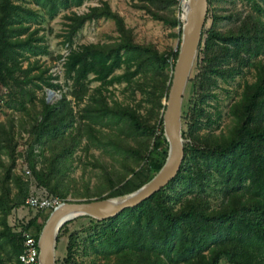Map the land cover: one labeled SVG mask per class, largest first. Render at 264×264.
I'll use <instances>...</instances> for the list:
<instances>
[{
  "label": "trees",
  "instance_id": "obj_1",
  "mask_svg": "<svg viewBox=\"0 0 264 264\" xmlns=\"http://www.w3.org/2000/svg\"><path fill=\"white\" fill-rule=\"evenodd\" d=\"M84 1L31 0L50 19L68 12L63 15V42L68 44L86 21L104 18L113 24L114 34L108 40L80 44L63 57L55 56L62 57L70 88L47 103L37 99V91L59 85L51 81L56 76L48 73V66L35 59L49 54L42 36L32 28L41 15L24 3L0 0V108L10 111L0 120V264H20L23 231H14L6 222L28 194L29 178L15 171L19 157L34 186L60 201L130 192L146 182L165 158L162 100L178 43L160 51L152 42H138L132 28L106 1L80 14L72 10ZM241 1L256 12H236L233 24L218 30L212 27L215 20L230 15L214 13L212 0H207L211 25L202 27L195 72L187 80L197 102L180 112L183 157L176 174L149 197L114 216L75 217H88L93 223L91 233L81 240L85 257L78 264H264V19L256 0ZM177 3L136 0L132 6L154 21L177 27L173 35L179 39ZM242 68L250 70L253 78L242 83L238 98L228 105L231 125L217 133L201 132L202 117L206 124L213 121L200 104L212 96L216 77H231ZM91 82L96 84L90 87ZM121 83L131 96L143 97L129 103L113 99L109 89ZM21 131L27 140L19 148ZM98 145L120 155L119 169L95 160L102 185L72 196L66 177L74 151ZM211 178L218 197L215 205L205 193ZM34 220L23 230L32 227L37 242L42 224ZM78 239L77 232L68 234L65 262H72Z\"/></svg>",
  "mask_w": 264,
  "mask_h": 264
},
{
  "label": "rangeland",
  "instance_id": "obj_2",
  "mask_svg": "<svg viewBox=\"0 0 264 264\" xmlns=\"http://www.w3.org/2000/svg\"><path fill=\"white\" fill-rule=\"evenodd\" d=\"M12 1L24 3L26 6L35 9L41 15L39 22L32 25V28H36L37 35L42 36L43 43L47 45L49 54L38 56L35 59H37L39 64L48 66V73L56 76V78L51 81L57 83L59 87L50 88L42 86V89L37 91L36 96L37 99L43 98L45 102L52 103L60 97V92L70 88V81L65 79L62 72V57L66 55L70 48H76L80 44L108 40V35L114 34L113 24L110 20L104 18L86 21L72 37L71 43L68 44L63 42V35L66 29L63 15L67 14V11H60L55 17L50 19L43 10L34 5L31 0ZM102 1H106L112 10L118 12L124 18L125 24L132 28L136 41L152 42L160 51L172 49L178 43V38L173 35V33L177 31V27L170 28L161 22L150 19L142 10L132 6L136 0H86L79 7L73 8L72 10L75 13L80 14L85 12L89 6L97 5ZM180 2L181 0H178L177 7L174 11L177 18L181 13ZM256 3L261 7L262 10L260 12V17L261 19H264V0H256ZM212 10L216 14L230 15V18L221 17L215 20L212 27L218 30H224L230 27L233 24L234 14L236 12H256L249 4L241 0H212ZM203 25V28L205 29L211 25L209 13L206 14V19ZM57 54L62 57L60 59H54ZM29 60H33V58L31 57ZM117 72H119V70H117ZM194 72L195 66L193 61L189 77H192ZM252 78V72L245 68H242L241 71L228 78L223 79L216 77L213 85L210 87V93L212 96L207 98L202 105L200 104L204 111L210 113V119L213 121L206 124L204 117H202L201 132L213 130L217 133L218 130H226V128L231 125L232 120L227 115L228 105L231 101L238 98L242 83L244 81L250 82ZM90 84V87H93L96 83L91 82ZM109 92H111V97H113V99L120 102L129 103L143 97L138 93L131 96L129 91L124 89L123 83L114 84L109 89ZM196 102L197 97L192 88V83L188 81L182 95L181 110L185 111L188 108H191L193 103ZM36 105H38V101L36 102ZM75 109L76 107L74 106V110ZM8 112L10 113V111L2 106L0 108V120H4ZM17 115L18 114H16V116ZM216 115H218V117ZM216 123H219V128L215 127ZM181 128L183 129L182 125ZM20 133L21 138L19 139V148L24 147V141L27 140L26 134L23 131ZM80 146L73 153V161L70 167L71 170L67 172L66 177V180L71 187L72 196H82L84 192H92L99 187V185H102L103 179L100 170L93 165L95 160H98L99 162L113 163L115 169H119L120 167L117 163L120 155L111 152L107 146H91L87 151L81 149ZM15 171L20 173L23 177L29 178L28 194L26 197H51L50 195H46L43 190L34 186V182L21 157L17 159ZM214 182V178H211L205 192L212 205H215L218 202ZM68 199L79 200L67 197V200ZM82 199L84 198H81L80 200ZM49 212L50 209L41 210L30 208L24 202L23 206L14 208L10 211L6 218V222L14 231H23V233L33 235V228L30 227L23 230V225L33 218L35 219L34 224H43L44 219ZM92 225L93 223L88 217H81L71 219L69 223L59 229L56 236L58 239L55 243L54 264H78L79 260L85 257L81 254V240L91 233ZM72 232H77L79 239L77 241V248L73 255L72 262L69 263L64 261L66 254L65 246L67 236ZM220 264L227 263L221 261Z\"/></svg>",
  "mask_w": 264,
  "mask_h": 264
},
{
  "label": "water",
  "instance_id": "obj_3",
  "mask_svg": "<svg viewBox=\"0 0 264 264\" xmlns=\"http://www.w3.org/2000/svg\"><path fill=\"white\" fill-rule=\"evenodd\" d=\"M206 10L207 0H187L185 10L180 8L177 53L167 93L162 100V131L167 146L162 165L146 182L130 192L89 200L68 199L54 206L38 233L39 264H54L56 236L63 223L82 215L96 220L114 216L122 209L132 207L149 197L176 174L183 157L180 123L182 95L201 39Z\"/></svg>",
  "mask_w": 264,
  "mask_h": 264
},
{
  "label": "built area",
  "instance_id": "obj_4",
  "mask_svg": "<svg viewBox=\"0 0 264 264\" xmlns=\"http://www.w3.org/2000/svg\"><path fill=\"white\" fill-rule=\"evenodd\" d=\"M25 204L30 208L36 209H52L61 201L56 197L37 198L34 196L26 197ZM22 250L18 254L17 259L20 264H39L38 261V246L33 235L23 233Z\"/></svg>",
  "mask_w": 264,
  "mask_h": 264
},
{
  "label": "bare ground",
  "instance_id": "obj_5",
  "mask_svg": "<svg viewBox=\"0 0 264 264\" xmlns=\"http://www.w3.org/2000/svg\"><path fill=\"white\" fill-rule=\"evenodd\" d=\"M186 2H187V0H181V2H180V8L181 9L185 10V8H186Z\"/></svg>",
  "mask_w": 264,
  "mask_h": 264
}]
</instances>
